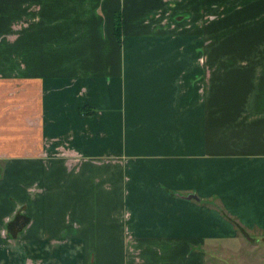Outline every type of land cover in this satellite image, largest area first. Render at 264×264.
<instances>
[{"label": "crops", "instance_id": "obj_1", "mask_svg": "<svg viewBox=\"0 0 264 264\" xmlns=\"http://www.w3.org/2000/svg\"><path fill=\"white\" fill-rule=\"evenodd\" d=\"M162 1L0 0V264H204L264 236V0H181L223 12L189 35L144 24Z\"/></svg>", "mask_w": 264, "mask_h": 264}, {"label": "rangeland", "instance_id": "obj_2", "mask_svg": "<svg viewBox=\"0 0 264 264\" xmlns=\"http://www.w3.org/2000/svg\"><path fill=\"white\" fill-rule=\"evenodd\" d=\"M162 2H164L163 6L148 13L143 19L145 25L150 26L152 29L156 28L154 31L162 30L172 34L185 33L189 35L197 29L196 27L202 28L208 25L211 21L218 19L219 15L223 13L221 11H205L201 12L198 18V13H193L189 10H179L181 0H163ZM204 40L201 37L200 43H194L195 45H190L189 48V53L194 55V68L200 70V67L203 71V78L201 77L203 83L198 82L200 87H203L204 83L205 85L209 84L211 75L210 67L206 66V55L201 54V52H205V48L209 44ZM134 49L125 45L126 65L128 62L132 64L133 53H135L133 65H140L135 60L136 58L137 61L141 60V52L139 49L133 52ZM199 52L200 54L198 55ZM197 70L194 72L192 80L184 87H189L190 83L198 81L200 74L197 75ZM127 73L129 72L126 71V79L129 77ZM134 77L143 78L141 70H136ZM201 253L204 257V264H264V236L256 231L240 233L236 239L232 238L225 243H221V245L204 247Z\"/></svg>", "mask_w": 264, "mask_h": 264}, {"label": "trees", "instance_id": "obj_3", "mask_svg": "<svg viewBox=\"0 0 264 264\" xmlns=\"http://www.w3.org/2000/svg\"><path fill=\"white\" fill-rule=\"evenodd\" d=\"M113 32H114V36L116 37L117 42L119 43L120 35H121V19H120V16L117 15V13L114 17ZM78 112L80 114H87V113L92 112V110H90V108L85 109L84 107H82L78 109Z\"/></svg>", "mask_w": 264, "mask_h": 264}, {"label": "water", "instance_id": "obj_4", "mask_svg": "<svg viewBox=\"0 0 264 264\" xmlns=\"http://www.w3.org/2000/svg\"><path fill=\"white\" fill-rule=\"evenodd\" d=\"M185 198H186V199H189V198H193V199H195L194 195H192V194H188V195H186Z\"/></svg>", "mask_w": 264, "mask_h": 264}]
</instances>
